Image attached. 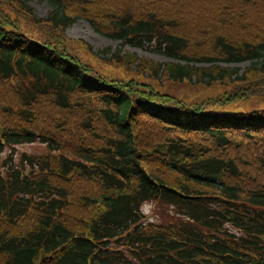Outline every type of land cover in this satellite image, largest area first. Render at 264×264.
Segmentation results:
<instances>
[{
    "label": "trees",
    "instance_id": "trees-1",
    "mask_svg": "<svg viewBox=\"0 0 264 264\" xmlns=\"http://www.w3.org/2000/svg\"><path fill=\"white\" fill-rule=\"evenodd\" d=\"M28 1L0 0V264H264V109L217 111L264 95V0H41L43 19ZM78 20L180 61L138 74L236 86L191 103L103 74Z\"/></svg>",
    "mask_w": 264,
    "mask_h": 264
},
{
    "label": "rangeland",
    "instance_id": "rangeland-1",
    "mask_svg": "<svg viewBox=\"0 0 264 264\" xmlns=\"http://www.w3.org/2000/svg\"><path fill=\"white\" fill-rule=\"evenodd\" d=\"M27 6L32 10L36 19H43L47 14L52 10V7L45 1L41 0H30L27 3ZM29 30V26L26 24L23 26ZM43 31V30H42ZM67 37L73 41L82 40L86 45L91 47L90 56L91 61L97 67L96 69L103 74L111 75L114 78L119 79H135L140 82L148 83L156 91L169 94L174 96L184 102H200L207 99H214L221 96L224 93L231 91L235 88V84H214L211 86L199 84L196 82H172L165 81L163 78H149L147 74H138L137 65L141 60H150L160 63H180V61L168 57L165 55L162 49H158L154 46H144L143 48L137 47L130 42H125L121 44L120 41H113L105 36L98 34L87 21L78 20L73 22L70 26L64 31ZM35 36L36 31L34 29ZM41 33V31H39ZM120 49L123 52L128 54H136L137 60L131 63L127 68H120L119 65H113L109 60L106 63V60L110 58V55ZM109 52V53H106ZM258 60V61H257ZM254 60L257 61V66L259 67L264 58ZM221 67H229L238 69L240 74L245 68L252 65L251 61H244L241 63H232V64H219ZM197 66L207 67L209 64H199ZM264 109V95L256 96L249 100L245 101H236L231 102L224 107L219 108L218 112H223L225 114L229 113H248L251 111H259ZM13 151H5L3 158H5L8 153H11V159L13 162H17L21 154L26 155H46L48 152L45 146L34 143L30 145H18ZM28 168V167H27ZM28 171V169H26ZM143 212L145 216L150 221L161 222L162 218L159 215L162 210L158 207H153L147 203L143 206Z\"/></svg>",
    "mask_w": 264,
    "mask_h": 264
},
{
    "label": "clouds",
    "instance_id": "clouds-1",
    "mask_svg": "<svg viewBox=\"0 0 264 264\" xmlns=\"http://www.w3.org/2000/svg\"><path fill=\"white\" fill-rule=\"evenodd\" d=\"M148 202L147 201H145L143 204H142V206H141V211L143 210V206L145 205V204H147Z\"/></svg>",
    "mask_w": 264,
    "mask_h": 264
}]
</instances>
